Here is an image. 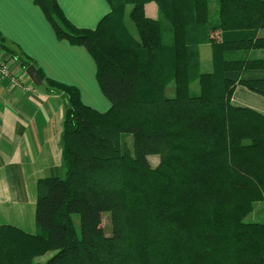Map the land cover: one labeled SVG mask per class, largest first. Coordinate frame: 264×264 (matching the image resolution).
Wrapping results in <instances>:
<instances>
[{
  "label": "trees",
  "instance_id": "trees-1",
  "mask_svg": "<svg viewBox=\"0 0 264 264\" xmlns=\"http://www.w3.org/2000/svg\"><path fill=\"white\" fill-rule=\"evenodd\" d=\"M106 1L109 14L81 30L56 0H34L57 38L89 52L109 108L45 81L63 94L64 175L38 180L35 233L0 225V264H264V222L245 221L264 203V116L230 102L237 85L264 98V0H216L214 18L210 0ZM148 2L161 19L146 17ZM125 5L136 38L114 33Z\"/></svg>",
  "mask_w": 264,
  "mask_h": 264
},
{
  "label": "crops",
  "instance_id": "crops-1",
  "mask_svg": "<svg viewBox=\"0 0 264 264\" xmlns=\"http://www.w3.org/2000/svg\"><path fill=\"white\" fill-rule=\"evenodd\" d=\"M56 2L65 19L81 30L95 29L111 11L106 0ZM144 12L151 19H161L155 2L146 3ZM212 37L220 41V32H213ZM0 42L9 50L0 48V63L9 68V77L0 82V225L33 234L38 180L55 171L59 177L64 175L63 94L48 89L45 81L77 88L82 103L100 113L109 108V102L100 91L89 52L57 38L34 0H0ZM201 53L210 58L209 45L201 46ZM256 54L262 58L264 50ZM17 58L34 67L39 85ZM205 72H211L209 62ZM230 102L264 116V98L241 85L235 87Z\"/></svg>",
  "mask_w": 264,
  "mask_h": 264
},
{
  "label": "rangeland",
  "instance_id": "rangeland-1",
  "mask_svg": "<svg viewBox=\"0 0 264 264\" xmlns=\"http://www.w3.org/2000/svg\"><path fill=\"white\" fill-rule=\"evenodd\" d=\"M215 4H216V0H210V12H211L212 18L215 17V9H216ZM114 5H116V2H114ZM129 10H130V5H125L124 11L119 12L117 17H116V22H115L116 31H114V33L118 37L119 36L121 37L122 34L128 33L133 38H136L135 27L128 17ZM162 30H163V33H162L163 43L164 44L170 43V41H171V29H170L169 25H167L166 23H163ZM220 35H221V33H220ZM211 38H213L212 33H211ZM214 40H216V39H214ZM200 48H201V46H200ZM208 62L211 65V71H212L211 56H210V58H208L207 53L206 54L201 53V55H200V70H201V72H205L206 65ZM190 88H191V91L193 93L198 92V86L196 83L192 84L190 86ZM166 94L168 96L173 95L172 94V86H168V88L166 90ZM130 140H131L130 138L126 139V142L128 145H130ZM148 161L150 162L151 166L154 167L157 165V163L159 161V157L156 155H151L148 157ZM245 221L254 222V223H263L264 222V203L260 202V203L254 204L253 209L245 216ZM100 227L102 228V230L106 236H108L111 233V221H110V216L108 214H102ZM42 258H44V257H42ZM42 258H38V261L43 260Z\"/></svg>",
  "mask_w": 264,
  "mask_h": 264
},
{
  "label": "water",
  "instance_id": "water-1",
  "mask_svg": "<svg viewBox=\"0 0 264 264\" xmlns=\"http://www.w3.org/2000/svg\"><path fill=\"white\" fill-rule=\"evenodd\" d=\"M27 75L31 78L32 82L36 85H39L41 83L40 77L37 74L36 70L34 69L33 66L29 65L26 69H25Z\"/></svg>",
  "mask_w": 264,
  "mask_h": 264
},
{
  "label": "built area",
  "instance_id": "built-area-1",
  "mask_svg": "<svg viewBox=\"0 0 264 264\" xmlns=\"http://www.w3.org/2000/svg\"><path fill=\"white\" fill-rule=\"evenodd\" d=\"M6 77H9V68L5 64L0 63V82Z\"/></svg>",
  "mask_w": 264,
  "mask_h": 264
}]
</instances>
